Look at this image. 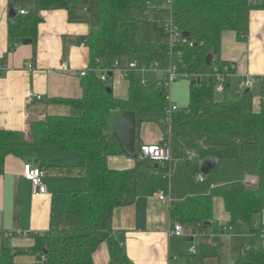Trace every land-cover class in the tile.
<instances>
[{
    "label": "trees",
    "instance_id": "trees-1",
    "mask_svg": "<svg viewBox=\"0 0 264 264\" xmlns=\"http://www.w3.org/2000/svg\"><path fill=\"white\" fill-rule=\"evenodd\" d=\"M9 1L10 10L16 12L11 16L10 36L21 41L31 39L36 43L43 11L86 9L90 0ZM98 1L99 26L86 39L91 69L103 71L110 67L115 62L110 60L114 52L129 60L143 56L145 61L158 62L162 69H167L170 48L165 24L148 18H125L133 10L146 9L153 0ZM19 9L26 13L22 15ZM258 9L264 10V0L259 4L254 0L172 2L173 22L180 31L189 35L186 42L178 44L175 49L182 54L181 58H176L177 63H182L185 66L183 71L191 77L207 66L209 55L213 57L209 66L210 77L193 81L189 86L188 110L180 109L173 116V144L191 141L208 149L234 147L241 152L246 146H257L260 151L253 169L254 176L258 178L255 189L238 181L217 186L208 195L189 197L185 204L172 207V220L183 226L190 225L201 231L208 229L210 226L206 223L214 219L216 198L223 200L231 228L251 225L255 216L264 213V79L260 109L247 114L240 102L228 99L230 82L223 97H217V82L213 77L214 64L222 62L220 54L224 32L233 31L240 40L244 39L250 31L251 12ZM231 71L234 72L232 66ZM110 74L112 72L108 73V80ZM99 76V73L91 71L83 79V98L58 99L72 107L76 115H48L30 124L26 132L0 129V169L10 156L24 159L30 148L55 147L67 154L77 153L80 166L86 170L85 189L62 196L60 227L45 235H35L28 247L12 248L5 244L0 264H94L96 250L111 239L109 221L114 211L134 204L141 174L138 169L121 171L109 167L111 156L123 154L115 133H107L109 120L116 111H133L137 116V136L140 125L150 120L159 123L166 131L167 91L157 80L151 79L144 86L140 78L132 75L128 98L118 99L108 81H102ZM140 148L138 142L136 150L139 157ZM60 162L50 161L44 166H57ZM252 230L257 233L256 229ZM219 249V237L203 242L201 259L219 257ZM116 260L119 264H129L118 250ZM233 264H264V250L245 248L243 255Z\"/></svg>",
    "mask_w": 264,
    "mask_h": 264
},
{
    "label": "crops",
    "instance_id": "crops-1",
    "mask_svg": "<svg viewBox=\"0 0 264 264\" xmlns=\"http://www.w3.org/2000/svg\"><path fill=\"white\" fill-rule=\"evenodd\" d=\"M9 2L0 0V129L26 132L30 124L48 115L65 116L72 113V107L58 99L84 97L81 72L90 63L86 39L99 26V4L97 0H90L86 9L43 11L37 42L24 44L10 36ZM260 2L254 0L255 4ZM220 60L233 68L230 87L233 86L231 79H236L238 83L248 79L253 87L256 82L261 86L264 79V10L251 12L250 31L244 39L240 40L233 31L224 32ZM65 62L69 65L67 71L63 70ZM119 68L112 72V89L116 98L125 100L129 96V80ZM177 84L173 87L175 103L180 107L185 106L187 98L184 104L176 100L175 94L182 89V85ZM261 101L256 100L258 105H253L254 113L259 111ZM113 114L118 115L117 124L122 112ZM147 126L153 127L151 132L143 131ZM161 129L142 123L137 143L141 146L160 143L165 137V131ZM141 136H145L146 141ZM197 145L206 152L199 155L195 152V160L187 161V150ZM212 150L214 153H209ZM236 154L231 147L217 151L191 141L173 144L170 176L158 164L154 166L156 172H149L147 178L142 172L134 204L114 211L109 221L111 239L96 250L94 264H119L116 260L117 250L129 264H188L183 258L186 245L184 238L186 242H191L189 239L194 241L197 237L200 240L189 247L190 254L192 247L196 249V254L191 256L198 255L196 245L214 237L220 238L219 257L200 258V264H233L235 256L243 248L249 247L241 244L244 230L234 233L235 228L241 227L230 229V216L225 211L222 199L216 198L214 201V219L208 229L201 231L190 225L184 226L185 237L171 235L170 229L176 222L172 220L171 214L174 205L185 204L189 197L208 195L211 189L220 185L238 181L245 183L249 175H255V160L245 165L243 161L237 160ZM207 160L214 161L216 166L205 178L201 167ZM50 161L61 162L57 166H44ZM26 162L39 167L43 165V183L47 193L33 194L31 182L23 177ZM108 165L111 169L121 171L139 169L136 168L137 161L124 154L111 156ZM201 174L203 182L198 180ZM85 187L86 170L80 166L77 153L67 154L55 147H33L24 159L8 157L0 169V256L5 244L12 248L28 247L35 235H45L59 228L63 194L84 190ZM162 192L167 195V200L159 199L158 195ZM216 223L219 224L216 226ZM258 223L253 225L254 228ZM187 227L192 229L187 231ZM189 264L193 262L189 261Z\"/></svg>",
    "mask_w": 264,
    "mask_h": 264
},
{
    "label": "built area",
    "instance_id": "built-area-1",
    "mask_svg": "<svg viewBox=\"0 0 264 264\" xmlns=\"http://www.w3.org/2000/svg\"><path fill=\"white\" fill-rule=\"evenodd\" d=\"M170 5L168 7L170 19L167 23H165V31L167 34V40L169 45V66L167 69H162L158 62H143L141 63L139 60L135 59L134 61H129V68L124 74L125 77L129 80V78L133 75L135 77L140 78L142 85L146 86L151 79L157 80L160 82L167 93L165 97L166 106H165V137L163 141L158 144L151 145H142L140 148V157L144 159H151L160 165L165 171L166 175L170 176L171 174V162H172V119L175 113L180 111L179 106L175 103L173 96V87L174 85L181 79H186L190 77L188 72L183 71L185 66L182 63H177L176 58H181L182 54L179 52H175V49L178 44L182 42H186V38L183 37V32L180 31L178 26L173 22L171 17L172 12V2L173 0H169ZM167 10V5L163 4V10ZM22 15L26 12L23 9L18 10ZM192 45V44H191ZM177 53V54H176ZM99 63V62H98ZM101 64V63H100ZM119 61H115L110 67L105 70L99 69H91L88 67L86 70L81 72V77L85 78L89 72L93 71L95 73L100 74V79L104 82L108 81L109 72H114L119 68ZM30 69L33 66H29ZM63 70H69V65L65 62L63 65ZM160 73L162 77L160 79L156 78V75ZM233 72L231 71V66L227 63H215L213 66V77L217 82L216 92L217 94L223 95L225 93L226 85L229 83L230 78L232 77ZM147 75H151L150 78ZM200 80V78L198 79ZM239 86L243 90H251L253 88V83L248 79H243L239 82ZM41 96L38 97L41 100ZM187 161H194L196 158V153L190 150L186 152ZM45 173L44 170L34 165L31 162H26L23 167V177L25 180L31 182L33 194H45L47 193V187L43 183ZM198 180L203 182V175L198 176ZM246 185L251 188H256L258 186V178L256 176L247 177L245 181ZM160 200H167V195L165 193H160ZM261 223L256 224L255 229L258 233V236L264 238V213L261 215ZM231 229V227H230ZM170 234L176 237H185L184 226L175 222L173 228L170 229ZM192 254H196V249H191Z\"/></svg>",
    "mask_w": 264,
    "mask_h": 264
},
{
    "label": "rangeland",
    "instance_id": "rangeland-1",
    "mask_svg": "<svg viewBox=\"0 0 264 264\" xmlns=\"http://www.w3.org/2000/svg\"><path fill=\"white\" fill-rule=\"evenodd\" d=\"M169 2H170L169 0H153L152 3L149 4L146 9L133 10V11L129 12L125 16V18H128V19H142V18L150 17V20L152 22H160V23L164 22V24H165L170 19V14H169V9H168V7L170 5ZM98 4H99V1H98ZM163 4L167 5V10L166 11H165V9L162 10L163 9ZM97 8H99L98 5H97ZM135 59L139 60L141 63L145 62V58L143 56H140L138 58H134V59H132V61H134ZM110 60L111 61L120 60V65L121 66H120L119 69L122 70V74L126 73V71L129 68V61H130L128 59V57L122 56V55H118L117 56L115 54V52H114L112 54ZM210 75H211L210 67L209 66H205L198 73L194 74L193 76H191V77H189L187 79H181L179 82H177L178 84L176 83L177 85H182L181 86L182 89H180L179 93L177 95L175 94L176 100L179 103H180V100H181L182 104H184L185 99L187 98V104L185 106H181L180 107V109L182 111H187L188 110L187 90L189 89L190 84L193 81L198 80L199 78L200 79L202 78L203 80H205ZM161 76L162 75L160 73H158L156 75V78L160 79ZM147 77L150 78L151 75H147ZM113 81H114V79L112 77H110V79L108 80V83H107L108 86L113 88ZM231 82L233 83V86L230 87V89H229V91L227 93L228 99L230 101L240 102V104L242 105V108L245 111V113L253 114L254 113L253 105H254V107L256 105H258V104H256V100H260L261 101V97H262V91H261L260 83L256 82L254 84V87L252 88V90L249 91L248 93H246V90H243V89L240 88L239 83L236 81V79H231ZM217 97L218 98H222L223 95L217 94ZM74 113L72 111V113H70V114H74ZM75 115H76V113H75ZM117 118H118V115H114L112 113V115L110 117V120H109V127L107 129V133L108 134H113L115 132V126H116ZM145 123L148 124V125H154V126H156L157 128H160V129L162 128V126L159 123H157L156 121H154V120H150V121L145 122ZM152 129H153L152 126H147L146 128H143V131L151 132ZM161 130H163V128ZM141 138H142V140L146 141V137L145 136H141ZM200 148L201 147L199 145H197V147H194V148L192 147V148H189V149H190V151L196 152L198 155L200 153H202V152H206V150L204 151V150H201ZM231 148H234V147H231ZM247 148H249V149H247ZM174 149H176V148H174ZM191 149H193V150H191ZM234 150L237 153L236 154L237 160L239 162L243 161V163H246L245 165H247L252 160L256 161L258 156H259V152H260L259 148L257 146H246L243 152H241L237 148H234ZM217 151H222V150H217ZM209 153H214V152L212 150ZM132 159H134V158H132ZM134 160L137 161V163H138V166L136 168H139L138 170H139L140 174H142L143 171L145 172V178L148 177L149 172H151V174L156 172L154 166H155V164H158L157 162L152 161L151 159H147V160L144 161L141 157H138V159H134ZM253 169H254V166H253ZM207 176L208 175H204L205 178ZM244 176H246V175H244ZM251 176H254V175H249L248 177H251ZM261 219H262V217L258 215V216H255L253 218V220L251 222V225L250 224H242V225H239V226H234V228L235 227H241V228H238V229L235 228V232L234 233H239L242 230L245 231V236L243 238V243H241V244H244V245L248 246L249 249L252 248V249L259 250V251H262L264 249V243H263L264 242V238H260L258 236V233L253 232V230H252V228H254L253 225L256 222L261 223ZM218 224L219 223H216V226ZM191 229L192 228H188L187 227L186 230L190 231ZM217 232L221 234V232H219V230ZM198 240H200V239L197 237V238H195L194 241L186 242V239L184 238V242L186 243V245H185V248H184V251H183V253H184L183 258L185 260V263L189 264V261H192L193 264H200V262H201L200 261V258H201V244H199L198 246L196 245V247H198V249H197L198 255L197 256H191L192 254L189 253V247L195 245ZM199 243H200V241H199ZM192 248H195V247H192ZM243 251H244V248L242 249V252H239V254L237 256H235L236 259H234V261L237 260V258H240L243 255ZM193 260H197V261H193Z\"/></svg>",
    "mask_w": 264,
    "mask_h": 264
},
{
    "label": "water",
    "instance_id": "water-1",
    "mask_svg": "<svg viewBox=\"0 0 264 264\" xmlns=\"http://www.w3.org/2000/svg\"><path fill=\"white\" fill-rule=\"evenodd\" d=\"M16 12L11 9L10 15L15 16ZM184 38H188V33L183 34ZM24 44H31V39H25L22 41ZM213 57L212 55H209L207 57L206 64L207 66H210L212 64ZM112 76V74H110ZM109 92L112 90L109 89ZM249 90H246V93H248ZM137 116L136 113L133 111H126L123 112L121 115L119 121L117 122L115 126V136L116 140L120 146V149L124 155L130 158L138 159L139 155L137 153L136 147H137ZM159 166V165H157ZM216 163L212 160H207L203 163L201 167V172L204 175H209L212 170L215 168ZM206 225H211L210 222L206 223ZM193 239H189V241H192Z\"/></svg>",
    "mask_w": 264,
    "mask_h": 264
}]
</instances>
